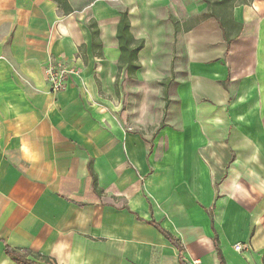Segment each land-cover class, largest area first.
<instances>
[{
	"label": "crops",
	"instance_id": "obj_1",
	"mask_svg": "<svg viewBox=\"0 0 264 264\" xmlns=\"http://www.w3.org/2000/svg\"><path fill=\"white\" fill-rule=\"evenodd\" d=\"M67 4L0 0V264H264V0Z\"/></svg>",
	"mask_w": 264,
	"mask_h": 264
},
{
	"label": "trees",
	"instance_id": "obj_2",
	"mask_svg": "<svg viewBox=\"0 0 264 264\" xmlns=\"http://www.w3.org/2000/svg\"><path fill=\"white\" fill-rule=\"evenodd\" d=\"M65 13L70 12L69 5L67 0H54ZM116 37L118 40V47L121 51V59L126 57L135 58L138 50L141 47V44H137L134 48H131L134 44L133 37L129 31V21L127 19V13L125 11H120V19L117 24ZM136 66L129 65V69H135ZM93 186H95V180L93 181ZM6 253L9 257L18 264H36L33 261L27 259L26 253L15 251L8 247H5Z\"/></svg>",
	"mask_w": 264,
	"mask_h": 264
},
{
	"label": "built area",
	"instance_id": "obj_3",
	"mask_svg": "<svg viewBox=\"0 0 264 264\" xmlns=\"http://www.w3.org/2000/svg\"><path fill=\"white\" fill-rule=\"evenodd\" d=\"M44 75L47 80L50 91L58 93L65 89L66 82L71 75H79V70L74 67H69L62 59H50L44 66ZM248 247L244 243H235L233 248L236 251H242Z\"/></svg>",
	"mask_w": 264,
	"mask_h": 264
}]
</instances>
